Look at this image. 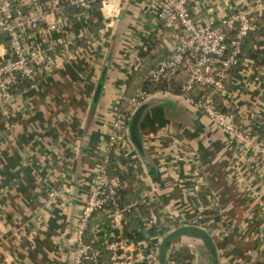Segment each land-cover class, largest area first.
<instances>
[{
    "label": "crops",
    "instance_id": "crops-1",
    "mask_svg": "<svg viewBox=\"0 0 264 264\" xmlns=\"http://www.w3.org/2000/svg\"><path fill=\"white\" fill-rule=\"evenodd\" d=\"M253 1L196 0L189 9L196 25L206 28ZM119 8L111 19L100 6L66 11L55 29L49 18L25 40L37 81L22 83L0 103V264H73L75 230L114 111L125 107L120 97L139 88L146 59L156 54L152 61L161 62L163 50L171 53L180 41V34L157 22L151 0H121ZM2 44L0 63L12 58L10 44ZM247 59L228 75L227 94L218 99L235 114L247 143L173 98L146 101L152 104L140 123L146 156L131 157L139 159L143 186L137 196L148 208V224L140 241H128L122 253L130 264H147L145 255L159 254L163 238L181 226L212 235L216 256L208 264H264V157L252 148L264 144V63ZM54 189L61 196L51 199ZM207 211L220 220L213 230ZM152 212L158 218L153 224ZM91 221L86 243L127 241L104 212ZM203 252L200 240L183 237L169 250L168 264L171 255L178 264H199Z\"/></svg>",
    "mask_w": 264,
    "mask_h": 264
},
{
    "label": "built area",
    "instance_id": "built-area-1",
    "mask_svg": "<svg viewBox=\"0 0 264 264\" xmlns=\"http://www.w3.org/2000/svg\"><path fill=\"white\" fill-rule=\"evenodd\" d=\"M196 0H151L156 10L157 22L180 34V41L173 51L156 67L150 70L148 79L155 83H170L183 71L185 84L178 93L170 90L148 92L137 89L133 96L123 94L118 107L114 111L112 130L105 144L103 154L97 164L95 175L91 181L89 197L75 230L77 246L73 264H130L127 257H122L130 248L128 241L118 239L107 241L104 249L109 253V261L103 258V249L86 243L84 236L89 228L93 214L107 211L109 224L114 230L123 229L124 215L139 204V200L131 204H122L119 192L127 183L119 176L109 173L111 154L116 149L127 151L129 139V122L135 110L156 96L173 98L194 111L203 113L210 124L224 133L232 134L246 141L247 136L236 123L233 113L223 112L218 99L227 94L226 81L231 71L249 60L244 57L242 46L250 35L264 24V0H255L245 7L239 8L222 18L217 26L199 28L192 19L189 6ZM121 0H31L15 3L13 0H2L0 4V46L7 38L12 58L0 63V103L10 100L12 93L24 82H36L38 68L25 50V40L31 32L38 30L48 19L50 29L57 27L56 19L63 17L68 8L88 10L100 6L108 18L119 15ZM230 34L233 37L230 38ZM136 63L133 71L140 69ZM7 127L10 124L7 123ZM127 148V149H126ZM252 148L264 157V144L255 142ZM126 157H131L127 151ZM61 196L57 190L49 194L51 199ZM158 218L151 213L150 223ZM147 264H160L158 254L150 251L145 255ZM102 260V259H101Z\"/></svg>",
    "mask_w": 264,
    "mask_h": 264
},
{
    "label": "trees",
    "instance_id": "trees-1",
    "mask_svg": "<svg viewBox=\"0 0 264 264\" xmlns=\"http://www.w3.org/2000/svg\"><path fill=\"white\" fill-rule=\"evenodd\" d=\"M75 10L76 9H73V8L67 9V11H75ZM76 11H80V10H76ZM258 36H261L262 38L260 42L255 41V38ZM232 37H233V34H230V38ZM1 42L6 43V44L9 43L7 38H4ZM256 45L258 46V48H255ZM151 51L152 50H149V52L147 53L143 52L141 53V56L146 57L151 54ZM242 51H243L244 57L255 60L258 63L260 62L264 63V24L263 23L259 24V29L256 32L252 33L250 35V38L243 44ZM163 52L162 54H164L165 58L168 55H170L168 48H165ZM155 57H157L156 54H154L152 57H149L150 59L149 58L146 59L148 64L147 66H144L142 70L143 78L141 79V81L137 83L139 87L138 89L141 88L148 92H156L158 90H170L174 93H178L186 81V75L183 71L179 73V75L181 74L184 76L182 80L174 79L172 82L167 83V84L166 83L155 84L148 79V74L150 70L156 67L158 64V63L155 64L156 61H152ZM233 71H235V69ZM233 71H231L230 73H232ZM220 109L223 112L228 113L226 109H222L221 107ZM126 153L127 151L122 150V149L114 150L110 156L111 164L109 166V173L112 176H119L123 181L127 183V186L119 192L120 201L124 205L131 204L139 200L137 193H138V190L143 186L141 173L138 169L139 159L137 157H126L125 156ZM100 212H104L108 220L107 211L95 212L93 214L92 220ZM147 214H148V208L143 205L141 206V203L139 202V204L136 207H134L130 212H127L124 215V223H123L122 232H123V237L127 239V241H135V240L140 241L143 234L146 232L144 225L146 226L148 222L143 221V216L145 217ZM206 214L208 216V219H206V222H209V220H212L214 223V224L211 223L207 227L209 230H213L215 228V224L220 222L219 217L215 215L214 211H207ZM127 220L129 221L127 222ZM89 226L90 228L93 226L92 221L90 222ZM156 228L157 227L152 228V231L150 230V232H153V233L156 232L157 231ZM98 246L102 248L104 252V256L103 258H100V261L108 260L107 259L108 252L105 251L104 245L101 243ZM169 262H171L172 264H178L179 263L178 257H174L173 255H171L169 257Z\"/></svg>",
    "mask_w": 264,
    "mask_h": 264
},
{
    "label": "water",
    "instance_id": "water-1",
    "mask_svg": "<svg viewBox=\"0 0 264 264\" xmlns=\"http://www.w3.org/2000/svg\"><path fill=\"white\" fill-rule=\"evenodd\" d=\"M151 105V102L143 103L135 110L134 114L130 118L129 139L135 148V151L131 153L130 156L138 155L140 158H145L146 156L144 142L140 131V123ZM183 237L198 239L203 243L205 252L201 253L202 257L199 264H208L210 258H214L216 256V247L213 237L208 231L197 226H181L168 233L163 238L158 254L160 264H168L169 250L171 249L174 242Z\"/></svg>",
    "mask_w": 264,
    "mask_h": 264
},
{
    "label": "rangeland",
    "instance_id": "rangeland-1",
    "mask_svg": "<svg viewBox=\"0 0 264 264\" xmlns=\"http://www.w3.org/2000/svg\"><path fill=\"white\" fill-rule=\"evenodd\" d=\"M31 1V0H30ZM212 258V257H211Z\"/></svg>",
    "mask_w": 264,
    "mask_h": 264
}]
</instances>
